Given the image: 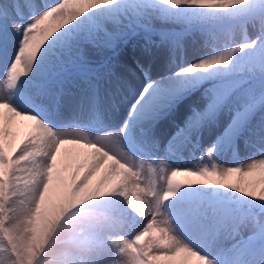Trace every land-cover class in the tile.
Here are the masks:
<instances>
[{"label":"snow or ice","instance_id":"1","mask_svg":"<svg viewBox=\"0 0 264 264\" xmlns=\"http://www.w3.org/2000/svg\"><path fill=\"white\" fill-rule=\"evenodd\" d=\"M0 264H264V0H0Z\"/></svg>","mask_w":264,"mask_h":264},{"label":"bare ground","instance_id":"2","mask_svg":"<svg viewBox=\"0 0 264 264\" xmlns=\"http://www.w3.org/2000/svg\"><path fill=\"white\" fill-rule=\"evenodd\" d=\"M131 56H132L131 49L121 53L119 56H114L113 60H112L113 65H115L114 70L116 72H121L124 70L125 65H127L130 68L131 64H132V60L130 59ZM25 122H27V121H25ZM77 151L83 152V151H87V150H84L81 145H74V144H63V145H61V152H65L69 156V158H68L69 161L73 160L72 158L74 157V154ZM242 154H243V152H242ZM72 173H73L72 170L66 169V171L63 173L62 181L64 183H69L71 181V178H72ZM186 178L187 177H183V176L178 175L174 179L182 180V179H186Z\"/></svg>","mask_w":264,"mask_h":264},{"label":"rangeland","instance_id":"3","mask_svg":"<svg viewBox=\"0 0 264 264\" xmlns=\"http://www.w3.org/2000/svg\"><path fill=\"white\" fill-rule=\"evenodd\" d=\"M29 122H23L20 127L16 129V141L18 142L21 137L28 131L27 124ZM69 156L65 152H61L58 155V164L60 167V175L61 179L63 177V173L66 171V169H70L72 171H75L77 160L73 157V160L69 161Z\"/></svg>","mask_w":264,"mask_h":264}]
</instances>
